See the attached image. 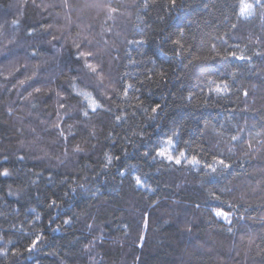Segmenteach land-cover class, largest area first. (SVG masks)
<instances>
[{"label": "trees", "instance_id": "16d2710c", "mask_svg": "<svg viewBox=\"0 0 264 264\" xmlns=\"http://www.w3.org/2000/svg\"><path fill=\"white\" fill-rule=\"evenodd\" d=\"M241 6L0 0V264H264V7Z\"/></svg>", "mask_w": 264, "mask_h": 264}, {"label": "snow or ice", "instance_id": "6c2138e0", "mask_svg": "<svg viewBox=\"0 0 264 264\" xmlns=\"http://www.w3.org/2000/svg\"><path fill=\"white\" fill-rule=\"evenodd\" d=\"M171 3H172L173 6H175V4H176V0H171ZM255 6L264 7V0H255V3H254V4L246 3V2H244V0H242L241 15H244V14H251V10H252ZM110 11L114 12V11H116V9H110ZM13 23H16V22L13 21ZM91 55H92L91 53H84V52H81V53H80V57H85V58H87V57H89V56H91ZM240 59H243V57H240ZM86 67H87V68H88L93 74L98 73V68H97L96 65L91 64V63H87V64H86ZM100 80H101V82H102L103 77H100ZM21 83H23V81H21ZM35 91H36L37 93H39V92L41 91V89H40V88H36ZM217 91H220V89L217 88ZM77 94H78V95H82V96H84L86 100H91V103H90V105H89V107L91 108V111L96 112L97 109H99V108L101 107V105H100L99 103H97L95 99H92V95H91L90 92H78ZM58 95H59V94H58ZM60 107L63 108L64 105L61 104ZM157 107H159V105H157ZM155 110H156V109H153V111H155ZM84 115L87 116L88 113H87V112H84ZM56 127L58 128L59 125H56ZM60 135L63 136V135H64L63 132H61ZM64 138L67 139V137H64ZM168 143L171 144V141H169ZM74 151L79 152V151H82V149H81L79 146H77V147L74 149ZM145 155H147V153H145ZM158 155H160V156H164V155H165V152H164L163 150H161V151L158 153ZM181 155H183V154L181 153ZM167 159H168V160H172V159H173L172 155L169 154V155L167 156ZM175 162H176L177 164H179V163H180V159H176ZM191 162L195 163L196 161H191ZM220 163H221V164H224L223 161H220ZM224 166H225V167H228V165H224ZM213 170H215V169H213ZM0 175L6 177V176L9 175V172H8L7 169H5L3 172H0ZM136 182H137L138 185L141 184V180H140L139 177L136 178ZM52 204L55 205V201H52ZM216 215H217L218 217H223L225 220H227V214H226V213H223V212H221V211H217V212H216ZM229 222H230V221H229ZM65 223H67V221H65ZM39 239H40V238L37 237V238H36V241H33L31 247L28 249L29 251H31L33 248H35V246H36V242H37Z\"/></svg>", "mask_w": 264, "mask_h": 264}, {"label": "rangeland", "instance_id": "374dc122", "mask_svg": "<svg viewBox=\"0 0 264 264\" xmlns=\"http://www.w3.org/2000/svg\"><path fill=\"white\" fill-rule=\"evenodd\" d=\"M80 92H88V91H86V90H82V91H80ZM84 97V96H83ZM85 98V97H84ZM92 99H94L93 97H92ZM88 101V103H89V105H90V103H91V100H87ZM169 145H171V144H169Z\"/></svg>", "mask_w": 264, "mask_h": 264}]
</instances>
